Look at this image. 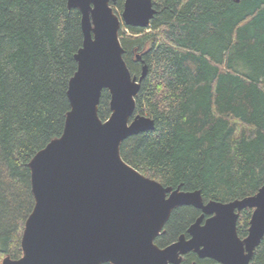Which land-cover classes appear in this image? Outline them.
Listing matches in <instances>:
<instances>
[{
	"label": "trees",
	"instance_id": "1",
	"mask_svg": "<svg viewBox=\"0 0 264 264\" xmlns=\"http://www.w3.org/2000/svg\"><path fill=\"white\" fill-rule=\"evenodd\" d=\"M123 2L110 3L122 10ZM152 4L148 27L121 24L118 33L131 74L140 73L137 55L147 65L135 112L154 121L152 130L122 141V159L163 186L199 190L204 202L254 195L264 184V0ZM80 20L67 0H0V263L22 255L34 206L28 164L62 133ZM109 99L103 89L101 120ZM251 212L239 211L240 238ZM199 214L190 205L174 208L154 242L164 247L186 235ZM211 262L189 251L179 264ZM249 264H264V236Z\"/></svg>",
	"mask_w": 264,
	"mask_h": 264
},
{
	"label": "water",
	"instance_id": "2",
	"mask_svg": "<svg viewBox=\"0 0 264 264\" xmlns=\"http://www.w3.org/2000/svg\"><path fill=\"white\" fill-rule=\"evenodd\" d=\"M111 1L67 0L81 13L83 35L66 91L70 108L61 135L28 164L34 206L24 223L22 255L0 264H179L189 251L215 264H249L264 236V184L249 197L204 202L199 190L163 186L122 159V141L152 130L154 121L135 113L147 65L140 60L139 75L131 74L118 31L121 23L148 27L156 10L152 0H124L120 19ZM103 89L110 95L105 120L98 116ZM182 205L199 209V216L186 235L159 247L155 238ZM244 208L252 212L240 238L236 224Z\"/></svg>",
	"mask_w": 264,
	"mask_h": 264
},
{
	"label": "rangeland",
	"instance_id": "3",
	"mask_svg": "<svg viewBox=\"0 0 264 264\" xmlns=\"http://www.w3.org/2000/svg\"><path fill=\"white\" fill-rule=\"evenodd\" d=\"M113 10H114V9H113ZM114 13H115L116 15H118L119 18L121 17V16H120V15H121V10H119L118 8L115 7ZM120 19H121V18H120ZM124 32L129 34V32H128L127 30H124ZM135 113L146 115L145 113H141L140 111H136ZM3 258H4V257H3ZM3 258H2V259H3Z\"/></svg>",
	"mask_w": 264,
	"mask_h": 264
},
{
	"label": "flooded vegetation",
	"instance_id": "4",
	"mask_svg": "<svg viewBox=\"0 0 264 264\" xmlns=\"http://www.w3.org/2000/svg\"><path fill=\"white\" fill-rule=\"evenodd\" d=\"M191 252H193V251H191ZM194 253V252H193ZM196 254V253H195ZM200 258V257H199ZM210 259V258H209ZM181 262V261H180ZM179 262V263H180ZM216 262L214 261V260H212V262H211V264H215ZM192 264H195V263H192Z\"/></svg>",
	"mask_w": 264,
	"mask_h": 264
},
{
	"label": "bare ground",
	"instance_id": "5",
	"mask_svg": "<svg viewBox=\"0 0 264 264\" xmlns=\"http://www.w3.org/2000/svg\"><path fill=\"white\" fill-rule=\"evenodd\" d=\"M237 3V2H236Z\"/></svg>",
	"mask_w": 264,
	"mask_h": 264
}]
</instances>
